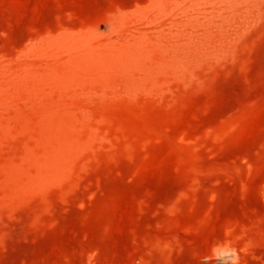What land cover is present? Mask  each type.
Listing matches in <instances>:
<instances>
[{"label": "rangeland", "instance_id": "obj_1", "mask_svg": "<svg viewBox=\"0 0 264 264\" xmlns=\"http://www.w3.org/2000/svg\"><path fill=\"white\" fill-rule=\"evenodd\" d=\"M0 264H264V0H0Z\"/></svg>", "mask_w": 264, "mask_h": 264}]
</instances>
